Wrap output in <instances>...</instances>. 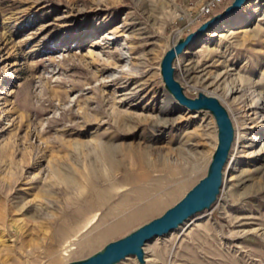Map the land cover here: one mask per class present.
<instances>
[{"label": "rangeland", "instance_id": "rangeland-1", "mask_svg": "<svg viewBox=\"0 0 264 264\" xmlns=\"http://www.w3.org/2000/svg\"><path fill=\"white\" fill-rule=\"evenodd\" d=\"M205 1L0 0V264L85 259L161 216L206 175L217 145L215 121L180 106L160 74L167 50L233 0L202 17ZM172 66L186 97L203 93L220 102L234 140L215 203L146 243L143 264H264V0H250L215 24ZM129 92L139 98L127 99ZM117 111L166 123L123 132L112 119ZM143 134L156 139L143 141ZM98 136L114 145L139 143L153 160L168 154L174 163L178 147L203 158L176 194L157 196L150 214L94 239L128 213V205L120 215L110 211L133 202L134 188L166 172L157 165L143 185L124 182L116 171L93 192L71 190L67 200L49 162H62L73 143ZM59 171L74 173L64 165ZM118 264L139 263L127 257Z\"/></svg>", "mask_w": 264, "mask_h": 264}, {"label": "bare ground", "instance_id": "bare-ground-1", "mask_svg": "<svg viewBox=\"0 0 264 264\" xmlns=\"http://www.w3.org/2000/svg\"><path fill=\"white\" fill-rule=\"evenodd\" d=\"M131 93L129 92V95ZM138 98L139 94L136 95V93H133L127 99L134 101ZM257 103L253 104L252 108L259 109ZM261 109H264V106H262ZM256 114L257 112L254 113V115ZM112 119L113 122L117 124L120 131L123 129V132L133 130L134 126L138 125V123L149 124L152 128L161 127L166 123L165 120L157 116L154 118H150L148 116L138 118V116L135 117L132 116V114L130 115L126 112L120 113L118 111L113 114ZM197 136L199 137L200 135L198 134ZM202 136L204 138L200 141L204 142L206 139V134L203 133ZM140 138H142L143 141H147L148 138L156 139V137L153 136L146 137L144 134L141 135ZM242 143L245 142L242 141ZM73 144L74 146L71 148L74 149V152H71V155L69 154L67 156L61 157L62 162H60V159L54 160V162H49L50 170L55 174L57 181L63 185L64 193L68 195L67 200L72 198L69 196L71 190L75 189L78 192H82V190L86 188L87 190L93 192L94 188L92 186H97L98 183L104 179L106 180V178L110 177V175L112 176V174L116 171L123 172L124 175L121 178L124 182L136 180L145 185L144 183L147 184V182H150L152 179V177H150V172L151 170L155 169L157 165H160V168L166 170L165 175L157 176L151 185H142V188H140L139 185V187L137 186L134 188L136 195L133 202H124L112 209L110 211L112 214L120 215V213L126 209L127 205L130 208L128 213L117 219L112 226L97 233L93 237L94 239L105 236L106 234L119 229L121 226L127 224L131 220L137 219L153 211L160 203V199L157 196L161 193L168 194L177 192L181 186L185 184L184 182L186 178L190 176L191 171L197 167V163H199V161L203 158V154L201 153H191L184 147H178L175 150L177 159H175L174 163H169V160L167 159L169 156L168 154L165 155L163 160H153L150 158L152 151L139 143H119L114 145L109 141H103L101 136L95 137L92 141H81ZM201 145H203V143ZM185 158H187L188 161H186L187 159L184 160ZM66 163H69V165H66ZM172 164H174V167ZM62 165L68 166L69 171L72 169L74 173L70 171L68 175L61 174L59 170L61 169ZM83 173H86L87 175V177H83L84 182L80 179L81 174ZM161 183L170 184L168 186L169 188L165 189L161 186H158ZM87 243L88 242L85 241L83 244H81V246H84Z\"/></svg>", "mask_w": 264, "mask_h": 264}, {"label": "water", "instance_id": "water-1", "mask_svg": "<svg viewBox=\"0 0 264 264\" xmlns=\"http://www.w3.org/2000/svg\"><path fill=\"white\" fill-rule=\"evenodd\" d=\"M250 0H233L219 14L203 23L193 33L180 39L167 50L160 63V74L169 95L182 107L190 111H206L212 115L217 128V145L208 165L206 175L200 179L176 204L161 216L143 224L128 235L106 244L91 256L67 264H118L127 257H135L144 263L143 248L146 243L177 230L185 222L215 203L223 185V172L234 140V130L225 108L212 96L199 93L188 98L174 79L175 59L193 42L215 24L238 12Z\"/></svg>", "mask_w": 264, "mask_h": 264}, {"label": "built area", "instance_id": "built-area-1", "mask_svg": "<svg viewBox=\"0 0 264 264\" xmlns=\"http://www.w3.org/2000/svg\"><path fill=\"white\" fill-rule=\"evenodd\" d=\"M227 0H206L199 8V15L207 17L213 13L215 9L223 5Z\"/></svg>", "mask_w": 264, "mask_h": 264}]
</instances>
